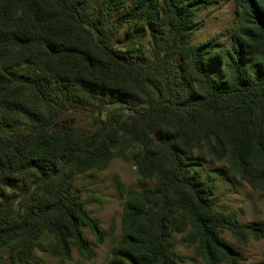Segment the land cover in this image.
Returning a JSON list of instances; mask_svg holds the SVG:
<instances>
[{
	"label": "trees",
	"instance_id": "16d2710c",
	"mask_svg": "<svg viewBox=\"0 0 264 264\" xmlns=\"http://www.w3.org/2000/svg\"><path fill=\"white\" fill-rule=\"evenodd\" d=\"M210 1L0 0V260L6 250L32 264L45 232L65 256L74 244L94 257L81 225L98 241L104 233L75 178L117 155L156 186L128 197L107 264L185 263L175 233L234 264L241 254L221 229L264 238V220L217 210L215 178L198 173L206 149L264 179V0H236L238 22L193 43ZM138 23L148 47L133 38L119 47Z\"/></svg>",
	"mask_w": 264,
	"mask_h": 264
},
{
	"label": "rangeland",
	"instance_id": "374dc122",
	"mask_svg": "<svg viewBox=\"0 0 264 264\" xmlns=\"http://www.w3.org/2000/svg\"><path fill=\"white\" fill-rule=\"evenodd\" d=\"M100 4L101 0H94ZM236 0H211L209 4L198 11L197 19L203 24L199 27L193 43L205 41L213 36L225 33L238 22ZM130 32V35H128ZM143 42L148 47V29L138 23L133 27H125L116 37L120 47L129 39ZM221 42L228 44L229 38L224 35ZM131 56L135 57L133 53ZM201 159L203 165L198 173L205 179L215 183V195L218 196L216 208L223 213H235L241 222L257 226L264 220V179L253 180L251 177H241L229 154L214 156L203 149ZM131 157V155H129ZM187 158L197 160L198 156L185 153ZM264 162V155L259 157ZM15 182V185H19ZM75 186L81 190L82 201L88 214L98 221L104 233V240L98 241L90 226L81 225L83 236L89 241L94 257L85 256L76 245H71V255L65 256L58 246L56 238L50 233H43L36 244L32 264H107L111 259L112 249L118 245L123 230L124 205L133 191L156 186L155 180L143 177L131 158L117 155L101 170L88 171L75 178ZM10 192H6L8 194ZM221 236L232 247L240 252L235 256L234 264H264V238L256 239L251 235L242 242L228 229H221ZM176 249L188 257L182 264H231L228 255H220L209 259L202 255L194 245L183 240V233H175ZM0 264H15L10 252H3Z\"/></svg>",
	"mask_w": 264,
	"mask_h": 264
}]
</instances>
